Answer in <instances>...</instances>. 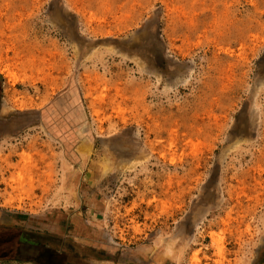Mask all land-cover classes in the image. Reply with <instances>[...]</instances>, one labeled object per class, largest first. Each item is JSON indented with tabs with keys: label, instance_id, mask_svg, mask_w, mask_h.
<instances>
[{
	"label": "rangeland",
	"instance_id": "rangeland-1",
	"mask_svg": "<svg viewBox=\"0 0 264 264\" xmlns=\"http://www.w3.org/2000/svg\"><path fill=\"white\" fill-rule=\"evenodd\" d=\"M12 213L62 236L0 264H264V0H0Z\"/></svg>",
	"mask_w": 264,
	"mask_h": 264
},
{
	"label": "crops",
	"instance_id": "crops-1",
	"mask_svg": "<svg viewBox=\"0 0 264 264\" xmlns=\"http://www.w3.org/2000/svg\"><path fill=\"white\" fill-rule=\"evenodd\" d=\"M29 222L30 221L27 217L21 215H14V213H12L10 217L5 218V221L0 222V226H3L7 231H15L19 234L16 246H13H15V248H17L20 252H30L34 251V249H40L41 247L46 252H50L51 244L49 240L46 239V242H41L40 240L39 242L41 243L39 246L37 238L38 236H45L49 239L51 237L57 239L58 237L62 236L60 232L61 227L59 226V224L52 223L50 221H45L44 218H40L38 222H33L32 225ZM8 255L9 251L7 252V256H5V261H20L17 260L18 258L16 257L11 259L8 257Z\"/></svg>",
	"mask_w": 264,
	"mask_h": 264
},
{
	"label": "bare ground",
	"instance_id": "bare-ground-1",
	"mask_svg": "<svg viewBox=\"0 0 264 264\" xmlns=\"http://www.w3.org/2000/svg\"><path fill=\"white\" fill-rule=\"evenodd\" d=\"M19 47L22 49V50H24V49H27V50H31V49H34L35 48V45H28V46H26V48H25V46L22 44V45H19ZM6 78H7V80H8V82H10V83H14L15 81H17V76L12 72V71H10L8 68L6 69ZM20 107H22V105L20 104L19 105ZM28 159H29V157H27L26 155H24L23 153L21 154V160L23 161V162H27L28 161ZM21 178V174H17V176H16V179H20Z\"/></svg>",
	"mask_w": 264,
	"mask_h": 264
}]
</instances>
